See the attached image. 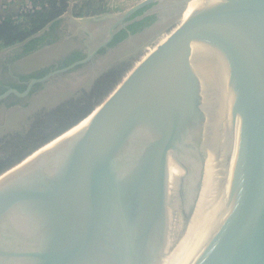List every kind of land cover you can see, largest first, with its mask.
Returning a JSON list of instances; mask_svg holds the SVG:
<instances>
[{
    "label": "water",
    "instance_id": "obj_1",
    "mask_svg": "<svg viewBox=\"0 0 264 264\" xmlns=\"http://www.w3.org/2000/svg\"><path fill=\"white\" fill-rule=\"evenodd\" d=\"M149 5L136 20L156 22L109 48ZM188 9L90 124L0 176V264H264V0H144L67 27L85 58L0 101L94 80L122 44Z\"/></svg>",
    "mask_w": 264,
    "mask_h": 264
},
{
    "label": "trees",
    "instance_id": "obj_2",
    "mask_svg": "<svg viewBox=\"0 0 264 264\" xmlns=\"http://www.w3.org/2000/svg\"><path fill=\"white\" fill-rule=\"evenodd\" d=\"M69 1L33 0L34 6L38 4L40 9L23 15L18 14V19H14V17L0 19V50H9L7 53L13 54V57L18 59L57 44L60 38L56 36V32L63 28L61 18L69 8ZM90 5L97 6L92 2L87 3V7ZM150 7L151 5L133 13L126 20L132 22L115 35L108 47H115L126 41L129 34L136 35L150 28L157 20L156 16H146L141 20H136ZM81 8H78L79 11ZM105 52L106 49H102L99 54H105ZM3 57L6 56H2L0 59ZM84 58L80 51L73 50L65 58L62 66L67 67ZM134 68L130 62H118L108 66L93 80L88 90H80L76 96L68 98L53 108L38 109L29 117L23 131L3 136L0 139V154L2 156L0 158V176L81 124L103 105ZM45 74L46 72L39 71L34 75L21 77V79H39ZM14 89L20 93L24 91V87L18 85H14ZM2 92L0 90V94ZM27 105L28 103L23 108L28 107Z\"/></svg>",
    "mask_w": 264,
    "mask_h": 264
},
{
    "label": "rangeland",
    "instance_id": "obj_3",
    "mask_svg": "<svg viewBox=\"0 0 264 264\" xmlns=\"http://www.w3.org/2000/svg\"><path fill=\"white\" fill-rule=\"evenodd\" d=\"M144 0H127L126 5L117 6L109 8L106 10L103 6L90 5L87 7V3L95 2V0H82L78 1L76 5L72 6V19H67V27L71 29L81 28V27H91L98 24H102L106 21L112 19V17L121 15L126 10L130 9L134 5L140 3ZM226 4V2H222ZM86 5V7H85ZM81 8L79 11L78 8ZM190 14L184 16L182 19L169 23L166 27L153 29L141 36L135 37L131 41L122 44L111 57L102 65L101 71H104L108 66L118 63V62H130L133 67L139 65L148 55H150L154 49H156L162 42H164L172 33L180 29L185 23L189 22ZM64 29L66 25L62 26ZM70 29V30H71ZM76 47L75 41L68 40L64 36L57 45L48 47L46 50L40 54L38 57H34L25 62H21V67L25 73L32 71L35 66L39 63L48 61L50 58L59 56L62 52H67L70 49ZM5 53V50H0V54ZM4 56V55H3ZM98 72V71H97ZM93 76L85 78L84 81L80 80L76 83V86L66 91H61L58 94L51 96H42L36 100H33L27 105L28 107L21 109H16L11 112L5 119H0V139L14 132H21L26 128L29 121V117L41 108L50 109L57 104L67 100L70 97L76 96L80 90H88L93 82ZM0 154V158H1Z\"/></svg>",
    "mask_w": 264,
    "mask_h": 264
},
{
    "label": "flooded vegetation",
    "instance_id": "obj_4",
    "mask_svg": "<svg viewBox=\"0 0 264 264\" xmlns=\"http://www.w3.org/2000/svg\"><path fill=\"white\" fill-rule=\"evenodd\" d=\"M56 36L59 37L60 40H61V38L63 39V37L66 36V29H64V28L58 29V32H56ZM68 40L75 41L76 47H77V45L81 44V43H79L78 40H75V38L68 39ZM55 45H57V44H55ZM49 47H52V46H49ZM79 47H81V45ZM75 48L70 49L69 51L64 52V53L62 52L59 56H56L52 59L50 58L46 62L39 63L38 66H35V68L32 69V71H30L28 73H25L23 71V69L21 67V62L22 61L25 62L26 60H30L34 57H38L40 54H42L46 50V48L40 49L39 51L32 53L31 55L23 56V57H20L18 59H15L13 57V54L6 53L4 55L6 57H3L0 59V90L3 91L0 95L8 92L11 89H14V85L24 87V91H26L30 81L32 79H35V78H30L27 80H23V79H21V77H28V76L34 75L36 73H39V71L40 72L41 71L46 72V74L44 76H47L50 73H53V72H56V71H59V70L66 68V67L62 66L63 65L62 63H63V61H65V58H67V56L73 52V50ZM76 62H74V63H76ZM74 63H72V64H74ZM72 64L68 65L67 67L71 66ZM37 85H39V86H37ZM41 89L42 88H41L40 84L34 85L30 89V93H29L28 97H31L32 95H34L37 91H39ZM14 90H16V89H14ZM25 100L26 99H21V98H18V97L11 94L6 99L0 101V119L3 118L4 112L8 111L10 108H14L17 106H21V107L25 106L26 105Z\"/></svg>",
    "mask_w": 264,
    "mask_h": 264
},
{
    "label": "crops",
    "instance_id": "obj_5",
    "mask_svg": "<svg viewBox=\"0 0 264 264\" xmlns=\"http://www.w3.org/2000/svg\"><path fill=\"white\" fill-rule=\"evenodd\" d=\"M126 2L127 0H95L93 3L108 10L110 7L126 5ZM22 3L23 0H0V19L17 16Z\"/></svg>",
    "mask_w": 264,
    "mask_h": 264
},
{
    "label": "bare ground",
    "instance_id": "obj_6",
    "mask_svg": "<svg viewBox=\"0 0 264 264\" xmlns=\"http://www.w3.org/2000/svg\"><path fill=\"white\" fill-rule=\"evenodd\" d=\"M226 2V3H229L230 1L232 0H222V2ZM191 9H188L186 11V13L184 14V16L188 15L191 13ZM183 16V17H184ZM98 113L94 112L91 116H89L87 119H85L84 121L81 122V124H79L76 128L72 129L71 131H69L67 134H65L62 138L54 141L53 143H51L50 145L46 146V147H52L54 145H56L57 143H59L61 140L65 139L66 137H69L70 135L78 132L79 130H81L82 128H84L85 126H87L88 124H90L94 119L95 117L97 116Z\"/></svg>",
    "mask_w": 264,
    "mask_h": 264
},
{
    "label": "built area",
    "instance_id": "obj_7",
    "mask_svg": "<svg viewBox=\"0 0 264 264\" xmlns=\"http://www.w3.org/2000/svg\"><path fill=\"white\" fill-rule=\"evenodd\" d=\"M78 1H82V0H70L69 1L68 5L71 8V11H72V6L76 5ZM38 9H40L39 5L37 4V6H34L33 0H23V3L21 4V8L18 14L23 15V14H26L28 12H32ZM14 19H18V17L16 16L14 17Z\"/></svg>",
    "mask_w": 264,
    "mask_h": 264
}]
</instances>
